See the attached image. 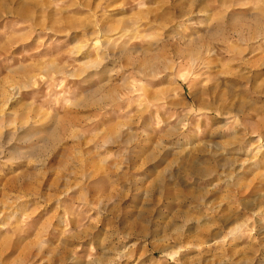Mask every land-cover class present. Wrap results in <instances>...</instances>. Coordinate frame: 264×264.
<instances>
[{
  "label": "rangeland",
  "instance_id": "1",
  "mask_svg": "<svg viewBox=\"0 0 264 264\" xmlns=\"http://www.w3.org/2000/svg\"><path fill=\"white\" fill-rule=\"evenodd\" d=\"M0 264H264V0H0Z\"/></svg>",
  "mask_w": 264,
  "mask_h": 264
}]
</instances>
